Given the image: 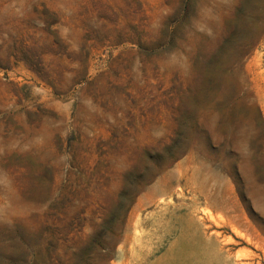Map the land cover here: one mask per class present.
Here are the masks:
<instances>
[{"label":"rangeland","instance_id":"374dc122","mask_svg":"<svg viewBox=\"0 0 264 264\" xmlns=\"http://www.w3.org/2000/svg\"><path fill=\"white\" fill-rule=\"evenodd\" d=\"M0 264H264V0H0Z\"/></svg>","mask_w":264,"mask_h":264}]
</instances>
